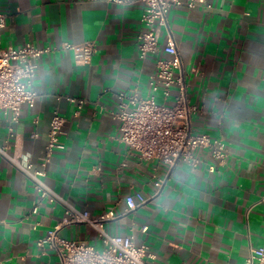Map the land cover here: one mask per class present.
<instances>
[{"label": "crops", "instance_id": "0c3cea01", "mask_svg": "<svg viewBox=\"0 0 264 264\" xmlns=\"http://www.w3.org/2000/svg\"><path fill=\"white\" fill-rule=\"evenodd\" d=\"M143 11L141 3L105 0H0L8 16L2 48L51 49L38 61L34 107L23 106L15 124L0 110V143L42 170L57 110L66 119L65 149L54 152L45 182L62 199L93 217L113 212L106 231L148 246L147 264H245L251 248L264 246V0H206L170 12L189 98L199 109L193 133L223 140L228 156L221 164L198 150L199 168L180 163L158 193L155 177L168 168L130 155L113 116L119 93H150L157 57L139 56ZM165 38L164 30L160 57ZM87 42L97 45L87 63L63 48ZM70 97L85 100L79 113ZM136 193L150 201L128 212L126 198ZM58 225L61 236L102 248L95 228L69 223L62 204L40 200L34 184L0 158V264H62L37 245Z\"/></svg>", "mask_w": 264, "mask_h": 264}, {"label": "built area", "instance_id": "2783aa9c", "mask_svg": "<svg viewBox=\"0 0 264 264\" xmlns=\"http://www.w3.org/2000/svg\"><path fill=\"white\" fill-rule=\"evenodd\" d=\"M109 4L125 6L141 3L144 11L141 18L142 30L138 35V52L141 59L156 56L155 72L149 82L150 93L141 96L119 93L117 110L113 116L120 123V140L129 148V154L141 162H156L168 168L165 177H155L157 193L165 186L169 175L180 163L198 169L201 159L196 156L198 150L208 151L211 156L223 164L228 150L223 140L212 139L207 134L196 135L192 129V117L199 109L191 104L186 74L177 44L169 31V14L172 9L186 6L194 9L206 0H105ZM8 16L0 13V110L12 113V123H18L23 106L34 107L38 93L34 89V80L38 61L51 52L50 48H37L27 44L20 49L2 48V31L7 26ZM166 31L165 44L160 57L161 34ZM63 48L72 51L78 64L90 62L97 51L95 42L82 45L64 44ZM195 71V69H193ZM164 103H160L158 98ZM173 105H167L168 100ZM77 106V112L84 107L85 100L68 98ZM66 119L56 110L53 114L46 154L42 158L43 169L37 170L27 157L11 155L9 146L0 143V158L8 161L17 171L30 180L39 193L40 200L60 203L65 207L69 223H84L99 233L102 248L98 250L84 242L69 240L60 235L61 226H56L38 240V247L54 251L62 264H147L149 256L146 245H138L134 236H116L108 233L105 224L116 218L113 212L93 217L88 211H80L62 199L45 182L46 167L56 150H64L61 141L65 132ZM12 135L13 127H9ZM124 162L121 167H125ZM215 171L214 167L210 168ZM151 198V197H150ZM150 198L141 193L127 196L128 212L144 207ZM264 202V195L261 198ZM38 205L33 209L38 214ZM148 226L141 231L147 233ZM245 264H264V246L251 248Z\"/></svg>", "mask_w": 264, "mask_h": 264}, {"label": "rangeland", "instance_id": "374dc122", "mask_svg": "<svg viewBox=\"0 0 264 264\" xmlns=\"http://www.w3.org/2000/svg\"><path fill=\"white\" fill-rule=\"evenodd\" d=\"M159 102H160V103H164V101H163V102H162V101H159ZM166 104H167V105H170V106L173 105V103H171V101H170V102H167Z\"/></svg>", "mask_w": 264, "mask_h": 264}]
</instances>
